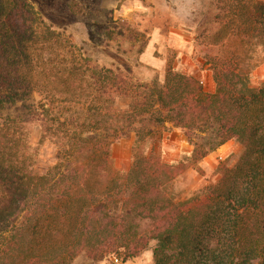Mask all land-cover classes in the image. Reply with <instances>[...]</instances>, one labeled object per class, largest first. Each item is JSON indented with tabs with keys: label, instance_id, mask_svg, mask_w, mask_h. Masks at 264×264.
<instances>
[{
	"label": "trees",
	"instance_id": "obj_1",
	"mask_svg": "<svg viewBox=\"0 0 264 264\" xmlns=\"http://www.w3.org/2000/svg\"><path fill=\"white\" fill-rule=\"evenodd\" d=\"M212 2L201 36L222 33L231 53L210 60L207 92L170 63L151 82L100 67L28 0H0V264H69L81 253L124 263L151 242L153 264H264V81L250 85L240 54L264 46V1ZM32 94L43 100L23 103V117L3 114ZM34 121L56 147L44 173L33 170ZM167 125L191 146L188 160L146 151ZM130 133L131 165L119 172L111 146ZM230 140L243 148L235 164L175 200L173 180Z\"/></svg>",
	"mask_w": 264,
	"mask_h": 264
},
{
	"label": "rangeland",
	"instance_id": "obj_2",
	"mask_svg": "<svg viewBox=\"0 0 264 264\" xmlns=\"http://www.w3.org/2000/svg\"><path fill=\"white\" fill-rule=\"evenodd\" d=\"M28 1L48 26L75 47L76 55L83 54L100 67L128 69L140 82L163 81L170 63L176 72L195 77L204 90L213 92L210 60L215 55L231 53L220 45L222 33H212L208 41L201 36L213 10L212 0H140L141 5L133 13L127 11L125 14L116 12L125 0L117 1L114 7L112 0ZM208 42L214 45L211 47ZM140 49L143 50L139 53ZM240 54L246 60L245 71L250 85L259 87L264 81V46L260 44L253 49L246 43ZM42 97L32 94L26 101L8 106L3 114L23 117L22 104L35 106ZM125 103L121 101L120 105ZM29 130L33 170L44 173L56 160V147L50 138L41 139L38 122L30 123ZM133 140L134 135L130 133L112 144L110 154L114 170L126 172L129 169ZM150 150L164 162L176 164L188 160L192 148L180 129L167 125V129L147 142L146 151ZM242 151L238 142L230 140L201 160L197 164L199 169L187 168L171 184L175 200L199 194L217 183L219 167H232ZM152 246L151 242L141 254L124 263L113 255L93 260L81 253L69 264H153Z\"/></svg>",
	"mask_w": 264,
	"mask_h": 264
},
{
	"label": "crops",
	"instance_id": "obj_3",
	"mask_svg": "<svg viewBox=\"0 0 264 264\" xmlns=\"http://www.w3.org/2000/svg\"><path fill=\"white\" fill-rule=\"evenodd\" d=\"M117 1L119 0H112V7H114V4L117 3ZM148 2H151L152 0H147ZM141 5V1L140 0H125L123 2V5L121 6V9L116 10V12H118L119 14L123 13H127V11L129 13H133L134 10H136L139 6Z\"/></svg>",
	"mask_w": 264,
	"mask_h": 264
}]
</instances>
